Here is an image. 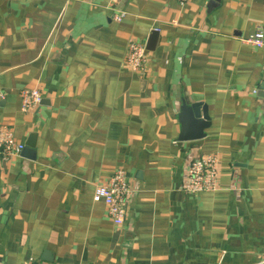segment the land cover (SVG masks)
<instances>
[{
	"label": "crops",
	"instance_id": "crops-1",
	"mask_svg": "<svg viewBox=\"0 0 264 264\" xmlns=\"http://www.w3.org/2000/svg\"><path fill=\"white\" fill-rule=\"evenodd\" d=\"M0 0V124L35 159L0 157V264H260L264 258V0ZM154 33V34H152ZM152 37L143 74L128 41ZM155 36V39H154ZM42 100L21 110L20 92ZM207 107L180 141V106ZM219 157L218 189L182 190ZM123 169L115 226L94 188Z\"/></svg>",
	"mask_w": 264,
	"mask_h": 264
},
{
	"label": "built area",
	"instance_id": "built-area-1",
	"mask_svg": "<svg viewBox=\"0 0 264 264\" xmlns=\"http://www.w3.org/2000/svg\"><path fill=\"white\" fill-rule=\"evenodd\" d=\"M121 0H110L108 8L111 18L120 22L125 13L117 8ZM181 4L188 0H178ZM244 42L257 48H264V31L261 28L246 38ZM148 51L143 40L128 41L124 63L127 69L134 73L143 74L146 67ZM4 92L0 88V101ZM21 110L23 112L34 109L42 100V94L37 89H24L20 92ZM24 144L16 141L11 128L0 124V157L7 160L18 156ZM219 157L215 152L205 153L192 160L186 170V181L182 190L186 193L215 191L218 189ZM131 195V189L123 169H117L103 183L97 184L93 192V200L101 201L106 214L115 226H121L126 216V202ZM26 264H32L26 262ZM260 264H264V258Z\"/></svg>",
	"mask_w": 264,
	"mask_h": 264
},
{
	"label": "water",
	"instance_id": "water-1",
	"mask_svg": "<svg viewBox=\"0 0 264 264\" xmlns=\"http://www.w3.org/2000/svg\"><path fill=\"white\" fill-rule=\"evenodd\" d=\"M152 37L153 35L145 43L146 50L150 49ZM261 86H264V82ZM178 119L181 125L180 134L178 136L180 141L199 140L206 136L204 130L209 127V116L205 105H202L201 103L187 104L186 102H183L180 106ZM31 138H33V135L30 137V140L24 144L20 154L22 156L26 155V157L34 160L35 142Z\"/></svg>",
	"mask_w": 264,
	"mask_h": 264
}]
</instances>
